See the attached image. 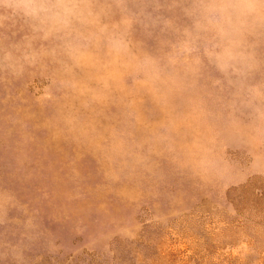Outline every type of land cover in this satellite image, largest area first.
I'll list each match as a JSON object with an SVG mask.
<instances>
[{
	"label": "rangeland",
	"instance_id": "rangeland-1",
	"mask_svg": "<svg viewBox=\"0 0 264 264\" xmlns=\"http://www.w3.org/2000/svg\"><path fill=\"white\" fill-rule=\"evenodd\" d=\"M0 264H264V0H0Z\"/></svg>",
	"mask_w": 264,
	"mask_h": 264
}]
</instances>
